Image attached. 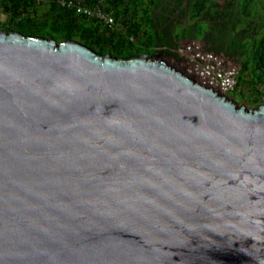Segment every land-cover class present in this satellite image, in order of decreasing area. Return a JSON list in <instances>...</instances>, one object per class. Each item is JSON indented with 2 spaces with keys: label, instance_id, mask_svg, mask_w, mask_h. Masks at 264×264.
I'll use <instances>...</instances> for the list:
<instances>
[{
  "label": "water",
  "instance_id": "1",
  "mask_svg": "<svg viewBox=\"0 0 264 264\" xmlns=\"http://www.w3.org/2000/svg\"><path fill=\"white\" fill-rule=\"evenodd\" d=\"M0 264H264V103L0 31Z\"/></svg>",
  "mask_w": 264,
  "mask_h": 264
},
{
  "label": "trees",
  "instance_id": "2",
  "mask_svg": "<svg viewBox=\"0 0 264 264\" xmlns=\"http://www.w3.org/2000/svg\"><path fill=\"white\" fill-rule=\"evenodd\" d=\"M168 1L185 12L180 18L184 34L190 33L193 40L204 37L211 51L238 61L237 85L228 97L250 109L262 105L264 14L258 10L259 0ZM165 2L167 0H0V31L55 39L59 43L74 41L98 54L118 59L160 53L171 56L164 48H169L174 41L177 46L185 39L165 35L159 17L165 10ZM80 9L93 12L100 9L114 19L113 27ZM217 16L225 19L228 33L225 38L214 41L200 24L208 25Z\"/></svg>",
  "mask_w": 264,
  "mask_h": 264
},
{
  "label": "built area",
  "instance_id": "3",
  "mask_svg": "<svg viewBox=\"0 0 264 264\" xmlns=\"http://www.w3.org/2000/svg\"><path fill=\"white\" fill-rule=\"evenodd\" d=\"M90 16L105 21L113 27L114 19L100 9L97 11L79 10ZM177 52L179 56L191 64L189 73L208 87H213L220 93L228 95L237 85L239 67L224 54H217L209 49L204 42L187 41L181 43Z\"/></svg>",
  "mask_w": 264,
  "mask_h": 264
},
{
  "label": "rangeland",
  "instance_id": "4",
  "mask_svg": "<svg viewBox=\"0 0 264 264\" xmlns=\"http://www.w3.org/2000/svg\"><path fill=\"white\" fill-rule=\"evenodd\" d=\"M216 1L220 3L223 0H216ZM163 5H164L165 10L162 12V14H159V17L161 19L162 28H163V31L165 32V35L170 36L174 39L175 37L177 38L183 37L185 39L183 41L191 40L192 38L191 34L190 33L184 34L185 32L183 31V25H181L182 23H181L180 18L183 16L182 12H184V10L181 7H179L177 4H174L173 2H170L168 0ZM257 5H258V10H261L262 13L264 14V0H259ZM186 22L188 23L189 20L186 19ZM200 26L205 31L208 30L209 37L214 41H218L221 38H225L228 33L226 25H225V19L219 18L218 16L215 18V20L210 21L208 25H205L204 23H202L200 24ZM240 29L241 28H239L238 30L240 31ZM195 40L205 42L204 37H196ZM165 46H168V44L167 45L165 44ZM177 47L178 45L176 46V43L174 41L172 45H169V48H164L166 53H170L171 56L169 55L163 56L161 53L159 55L154 54L152 56H160L163 59H167L171 64H173L176 67H181L182 69L186 71H190L191 64L187 62L185 58L181 56H179L178 58L172 56L173 54L179 55V53L177 52ZM158 51H160V49H158ZM230 58L233 60V63H235V65L239 67L238 61L235 58H232V57Z\"/></svg>",
  "mask_w": 264,
  "mask_h": 264
},
{
  "label": "clouds",
  "instance_id": "5",
  "mask_svg": "<svg viewBox=\"0 0 264 264\" xmlns=\"http://www.w3.org/2000/svg\"><path fill=\"white\" fill-rule=\"evenodd\" d=\"M234 1H236V0H234ZM187 41H197V42H203V41H198V40H186V41H181L179 44H178V46L181 44V43H183V42H187ZM205 43V42H204ZM208 47V46H207ZM178 48V47H177ZM219 54H223V53H219ZM159 55V54H158ZM225 55V54H224ZM229 57V56H228ZM230 58V57H229ZM228 96V95H227Z\"/></svg>",
  "mask_w": 264,
  "mask_h": 264
},
{
  "label": "crops",
  "instance_id": "6",
  "mask_svg": "<svg viewBox=\"0 0 264 264\" xmlns=\"http://www.w3.org/2000/svg\"><path fill=\"white\" fill-rule=\"evenodd\" d=\"M191 40H193V39H191Z\"/></svg>",
  "mask_w": 264,
  "mask_h": 264
}]
</instances>
